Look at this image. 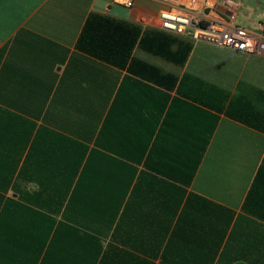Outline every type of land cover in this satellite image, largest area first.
I'll return each instance as SVG.
<instances>
[{
    "label": "crops",
    "instance_id": "crops-1",
    "mask_svg": "<svg viewBox=\"0 0 264 264\" xmlns=\"http://www.w3.org/2000/svg\"><path fill=\"white\" fill-rule=\"evenodd\" d=\"M237 1L255 34L264 8ZM160 9L0 0V264H264V53Z\"/></svg>",
    "mask_w": 264,
    "mask_h": 264
},
{
    "label": "built area",
    "instance_id": "built-area-1",
    "mask_svg": "<svg viewBox=\"0 0 264 264\" xmlns=\"http://www.w3.org/2000/svg\"><path fill=\"white\" fill-rule=\"evenodd\" d=\"M161 5L158 14L162 30L208 42L220 47L249 53L264 50V39L256 38L237 23L240 3L237 0H155ZM133 8L136 0H117Z\"/></svg>",
    "mask_w": 264,
    "mask_h": 264
},
{
    "label": "trees",
    "instance_id": "trees-1",
    "mask_svg": "<svg viewBox=\"0 0 264 264\" xmlns=\"http://www.w3.org/2000/svg\"><path fill=\"white\" fill-rule=\"evenodd\" d=\"M165 35H167L168 38L165 39L164 41H162L161 43H159L156 50H153L154 53L156 55H159L160 57L171 60V61L175 62L176 64L184 65L186 63V61L188 60L190 53L193 50V47H194L193 42L191 40H188V39H185V38H182L179 36L168 35V34H165ZM172 45L176 46V49L174 51H171ZM211 98L214 100L213 94H212ZM209 104L210 103H208V105ZM162 110L161 109L159 110L160 111L158 114L159 119L161 118ZM208 118H209L208 120H210L208 122H211V120H213L214 117L212 115L208 114ZM109 202L110 201H108V205H105V203H103L101 205H96V207H95L96 217L99 218L100 220H102L103 214L106 216L108 215L107 212L110 210L109 209V205H110Z\"/></svg>",
    "mask_w": 264,
    "mask_h": 264
},
{
    "label": "rangeland",
    "instance_id": "rangeland-1",
    "mask_svg": "<svg viewBox=\"0 0 264 264\" xmlns=\"http://www.w3.org/2000/svg\"><path fill=\"white\" fill-rule=\"evenodd\" d=\"M249 1H252V3L256 6H261L262 8H264V0H242L243 7H246ZM255 25H256L255 30H254L255 37L260 38L262 36L264 39V19H259V21H257ZM259 53L263 54L264 50L263 49L260 50Z\"/></svg>",
    "mask_w": 264,
    "mask_h": 264
}]
</instances>
